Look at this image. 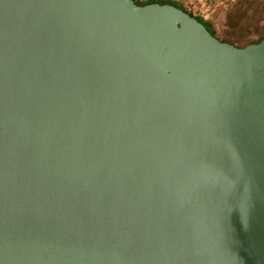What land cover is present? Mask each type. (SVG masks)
<instances>
[{
  "label": "water",
  "instance_id": "1",
  "mask_svg": "<svg viewBox=\"0 0 264 264\" xmlns=\"http://www.w3.org/2000/svg\"><path fill=\"white\" fill-rule=\"evenodd\" d=\"M0 264H264V39L0 0Z\"/></svg>",
  "mask_w": 264,
  "mask_h": 264
},
{
  "label": "trees",
  "instance_id": "2",
  "mask_svg": "<svg viewBox=\"0 0 264 264\" xmlns=\"http://www.w3.org/2000/svg\"><path fill=\"white\" fill-rule=\"evenodd\" d=\"M136 3L139 6H144L156 2L141 3L136 1ZM161 4H170L189 13L192 17L202 23L213 36L219 38L216 31L213 29L211 22L202 16H195L191 12H188L182 4L177 2H162ZM231 7L232 10L229 14V22L231 23L234 32L224 39H219L240 48L252 44H259L264 39V0H238L232 4ZM254 30H256V33L258 34L257 39L249 40L246 43L240 42V40L243 39V36H249Z\"/></svg>",
  "mask_w": 264,
  "mask_h": 264
},
{
  "label": "rangeland",
  "instance_id": "3",
  "mask_svg": "<svg viewBox=\"0 0 264 264\" xmlns=\"http://www.w3.org/2000/svg\"><path fill=\"white\" fill-rule=\"evenodd\" d=\"M238 0H217L216 4L209 8V12H205V19L212 23L213 29L216 31L217 36L224 39L232 32V26L229 22V14L232 10L231 6ZM234 2V3H233ZM258 38L256 30L252 31L249 36H243L240 40L241 43H246L249 40H255Z\"/></svg>",
  "mask_w": 264,
  "mask_h": 264
},
{
  "label": "built area",
  "instance_id": "4",
  "mask_svg": "<svg viewBox=\"0 0 264 264\" xmlns=\"http://www.w3.org/2000/svg\"><path fill=\"white\" fill-rule=\"evenodd\" d=\"M141 3L148 2H177L183 5V7L188 11L194 14L195 16H202L205 18V12L209 11V8L216 4L217 0H136Z\"/></svg>",
  "mask_w": 264,
  "mask_h": 264
},
{
  "label": "crops",
  "instance_id": "5",
  "mask_svg": "<svg viewBox=\"0 0 264 264\" xmlns=\"http://www.w3.org/2000/svg\"><path fill=\"white\" fill-rule=\"evenodd\" d=\"M209 12V11H208Z\"/></svg>",
  "mask_w": 264,
  "mask_h": 264
}]
</instances>
